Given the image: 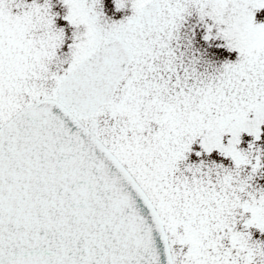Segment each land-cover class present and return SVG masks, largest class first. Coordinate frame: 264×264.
<instances>
[{
	"label": "snow or ice",
	"instance_id": "6c2138e0",
	"mask_svg": "<svg viewBox=\"0 0 264 264\" xmlns=\"http://www.w3.org/2000/svg\"><path fill=\"white\" fill-rule=\"evenodd\" d=\"M0 264H264V0H0Z\"/></svg>",
	"mask_w": 264,
	"mask_h": 264
}]
</instances>
